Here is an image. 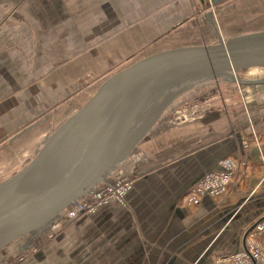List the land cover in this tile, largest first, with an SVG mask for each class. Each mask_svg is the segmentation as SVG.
I'll use <instances>...</instances> for the list:
<instances>
[{
	"label": "crops",
	"instance_id": "crops-1",
	"mask_svg": "<svg viewBox=\"0 0 264 264\" xmlns=\"http://www.w3.org/2000/svg\"><path fill=\"white\" fill-rule=\"evenodd\" d=\"M92 1L99 2L0 0V122L19 121L12 130L3 132L2 140L10 137L16 139L23 134L21 130L26 126L20 120L31 124L30 131L40 127V135L43 137L37 147L32 149L33 156L50 133L61 125L47 127L50 123L48 119L64 116L61 121L63 123L76 111L77 100L80 101L82 95L90 89L93 81L90 79L82 82L81 79V60L86 62V58L90 57L89 64L95 62V55L88 54L89 50H95V45H98L97 50L103 51L100 45L107 50L110 43L104 35H109L118 26L117 21L114 20L113 25L108 21L109 16L114 19L119 16L115 11L110 14L103 9L94 19ZM222 2L218 0L217 4ZM127 9H133V6ZM150 12L148 7L143 14ZM79 36L82 38L79 39ZM94 36H100L101 40L90 45ZM84 52L87 53L80 56ZM102 56L98 54L99 59ZM110 60L108 67L113 65ZM119 63L116 62V65ZM262 72L254 74L253 79L264 78ZM93 73L96 75L95 70ZM223 85V81H211L185 91L193 97L199 88L204 87L205 91L207 87L210 91L234 86ZM244 85L252 86L254 91L264 90V81ZM242 89L256 97L245 87ZM168 107L164 112L166 118L158 115L155 121L152 120L147 127L133 134L127 143L125 156L110 171V180L117 179L118 172L123 171L122 166L135 157L133 152L137 145L159 132V128L170 124L166 123L172 120L169 116L172 109ZM0 126L3 129V124ZM236 144L241 154L247 156L251 163L242 181L231 183L226 192L221 193L225 195H203L191 204L184 201L187 189L211 174L216 167L213 156L208 157L211 151L207 148L201 151L206 154L204 159H194V162L184 163L181 167L172 166L171 171L170 168L165 170L167 173L159 171L155 176H152L153 173L145 175L156 167L142 171L139 176H145L135 184L123 208L110 206L108 210L98 212L99 215L92 220L79 219L74 229L67 231L70 243L68 249H74L69 252V256L67 254L68 264H218L213 262L216 254L222 256L238 253L252 243L264 249V229L259 233L254 232V236L245 241L243 234L245 228L258 220H262L259 223L264 227V174L259 160L255 159V150H252L254 154L248 151L243 153L238 134ZM32 155L22 165L26 166ZM124 173L128 174V169ZM182 176L183 182L180 183ZM150 191L156 196L153 199L148 196ZM112 210L120 212L118 223L112 221L115 216ZM64 236L58 238V242L63 241ZM82 239L87 242L86 245L82 244ZM13 248L19 250L17 246ZM52 249L56 258L65 257L58 246L53 245ZM50 251L46 250L44 254L39 251L40 263L52 257Z\"/></svg>",
	"mask_w": 264,
	"mask_h": 264
},
{
	"label": "rangeland",
	"instance_id": "rangeland-1",
	"mask_svg": "<svg viewBox=\"0 0 264 264\" xmlns=\"http://www.w3.org/2000/svg\"><path fill=\"white\" fill-rule=\"evenodd\" d=\"M98 1L91 2L92 17L95 19L103 9H106L110 14L115 11L119 16L115 19L109 16L108 21H110V25H113L115 20L118 26L109 35H104L105 39L108 37L110 49L104 50L103 46L100 45L99 48L103 51L97 50L98 45H95V50H89L88 52V54L93 53L95 55V62L91 61L89 64L90 57L86 58V62L81 60L82 82L90 79L93 82L90 83V89L82 95L80 101L77 100L76 111L90 98L105 78L129 65L135 59L151 52L167 48H178L179 46H209L236 37L239 34H253L254 32L264 31V0H223L220 4H213L212 0ZM131 5L133 9H127ZM148 7L151 12L143 14V11ZM77 14H79L78 10ZM76 22L78 23L79 19ZM99 37L94 36L90 45L101 40ZM80 38L82 36H79ZM86 53H80V56ZM98 54H100V57L103 55L102 59H99ZM109 58L111 59L110 64H113L111 67H108ZM116 62L121 63L116 65ZM91 64L93 66H90ZM94 70L96 75L93 73ZM259 70L261 69L240 72L239 76L249 75L252 78L251 80H254V74H263V70ZM105 72L106 74L102 75ZM224 84L234 86L221 87V89L217 88L210 91L207 87L205 91L204 88H199L195 91L194 96L187 98V100L181 98L182 95L186 94L184 88H181L177 93L173 91L171 95L175 97L172 99L176 100L170 106L172 111L169 116L172 120L166 121L167 124H170L159 128V132L151 137L148 136L146 141L137 145L133 152L135 157H132L127 163L125 162L126 164L121 168L123 173L120 171L117 174L119 175L117 178L125 180V183L129 186V189L125 190L122 199L118 201L108 197L105 202L108 204L96 206L97 209L94 212L82 214L75 219L68 220L66 218L68 221L59 223L58 229H56V225H53L52 229L49 227V231L47 230L42 238L25 248L20 254L17 253L19 250L13 248L14 245L7 247L0 256V264H68L67 254L69 256V252H73L74 249H68L70 243L66 233L74 229L75 222L81 218L92 220L99 215L98 212L108 210L110 206H122L123 208V203H126L129 193L135 188V184L142 176L152 173V176H155L159 171L167 173V169L170 168L171 171L172 166L181 167L184 163L194 162V159H204L206 154L201 151L206 148L211 151L208 157L212 155L216 163V167L211 174L217 176L223 174L228 177L227 183L216 180L219 181L216 186L220 184L222 190L213 194L217 196L226 192V188L231 183L236 184L235 182L242 181L246 175L245 171L249 170V163H251L247 156L242 155L241 150H238L236 144L237 134L241 138L243 153L248 151L252 154V150H255V159L256 161L259 160L260 168L264 174V90L254 91L251 88L252 86H239L226 82ZM195 87L197 86H193V89ZM243 87L256 94V97L254 98L249 93L241 91ZM181 100L183 101L180 102ZM164 112L166 111L164 110L160 115H164ZM48 117L50 118L51 115ZM162 118L164 119L166 116L164 115ZM63 120L64 116H61V118L51 117L48 119L50 123L47 127L62 124L61 121ZM20 121L26 126L21 130L23 134L16 139L10 137L5 140H2L3 132L12 130V127H15L19 121L1 120L0 122V125L3 124V129L0 126V185L24 166L22 164L30 158L33 152L32 149L37 147L36 145L40 143L43 137L40 135V127L32 128L30 131L31 124L28 121ZM183 148L188 150H182ZM181 150L182 152H179ZM154 167L156 168L151 173L148 172L139 176L142 171ZM127 169L128 174L124 173ZM183 178L182 176L179 180L180 183L183 182ZM107 180L112 181L109 177ZM206 195L211 196V194ZM148 196H150V199L156 197L154 192L152 194L151 191ZM193 196L198 199L203 195L200 191L195 193L189 187L184 194V201L187 204L193 203H188L189 198ZM111 212L115 213L112 221L118 223L117 217H120V212L113 210ZM66 215L64 214L63 217ZM250 233L255 234L253 230ZM62 236L65 237L64 240L58 242L57 239ZM86 243L82 239V244L86 245ZM53 245L58 246L59 250L65 255L64 258L54 256ZM46 250H51L52 257L47 256L48 259L45 263H40L39 251L44 254ZM217 255L220 256V254L215 255L214 263L218 261L219 256Z\"/></svg>",
	"mask_w": 264,
	"mask_h": 264
},
{
	"label": "water",
	"instance_id": "water-1",
	"mask_svg": "<svg viewBox=\"0 0 264 264\" xmlns=\"http://www.w3.org/2000/svg\"><path fill=\"white\" fill-rule=\"evenodd\" d=\"M254 69L264 70V31L151 52L105 78L26 166L0 185V256L11 245L19 253L31 246L70 205L107 182L133 134L175 102L173 91L211 81L263 83L239 76ZM186 93L182 99L191 96ZM261 221L244 231V241Z\"/></svg>",
	"mask_w": 264,
	"mask_h": 264
},
{
	"label": "built area",
	"instance_id": "built-area-1",
	"mask_svg": "<svg viewBox=\"0 0 264 264\" xmlns=\"http://www.w3.org/2000/svg\"><path fill=\"white\" fill-rule=\"evenodd\" d=\"M220 177V178H219ZM219 178V179H218ZM219 180L221 183H227L228 177L219 174V176L215 174H209L205 178L198 181L197 184L192 185V190H194L195 193H199V191L202 193V195L211 194L213 196L215 192L221 191L220 184L219 186H216V183H219ZM216 181V182H215ZM120 182V183H119ZM125 180H120L119 178L114 179L109 182H100L95 187H93L92 190L87 192L85 196L78 199V201L74 202L72 205H70L67 210L59 216V219L52 223L49 227H52L53 225H56V229L59 227V223H64L68 221L69 219H75L78 218L82 214H86L88 212H94L95 209H97L96 206H100L101 204H108L105 203L109 196L115 197L118 192H121L123 190H128L129 186L125 183ZM98 193V196H95L94 194ZM114 200H119L115 197ZM197 197H191L189 198L188 202H196ZM70 215V216H64L63 215ZM62 216V217H61ZM66 218L68 220H66ZM49 229V228H48ZM47 229V230H48ZM264 227L259 224L257 227L253 230L255 233H259L260 231H263ZM46 230V231H47ZM45 231V232H46ZM254 236V234L250 233L248 237ZM247 237V238H248ZM244 250L238 253H232L229 255H222L218 257V264H264V249L258 246L256 243H252L249 247L243 248Z\"/></svg>",
	"mask_w": 264,
	"mask_h": 264
},
{
	"label": "bare ground",
	"instance_id": "bare-ground-1",
	"mask_svg": "<svg viewBox=\"0 0 264 264\" xmlns=\"http://www.w3.org/2000/svg\"><path fill=\"white\" fill-rule=\"evenodd\" d=\"M253 71V70H252ZM264 71V70H263ZM120 183V182H119ZM124 193H125V190H123V191H121V192H118L117 194H116V198L118 199L119 198V200H121L122 199V197H123V195H124ZM95 196H98V193H95L94 194ZM111 199H115V197H113V196H109ZM106 199H108V198H106ZM53 227V226H52ZM52 227H50V229H52ZM48 231H49V229H48Z\"/></svg>",
	"mask_w": 264,
	"mask_h": 264
},
{
	"label": "flooded vegetation",
	"instance_id": "flooded-vegetation-1",
	"mask_svg": "<svg viewBox=\"0 0 264 264\" xmlns=\"http://www.w3.org/2000/svg\"><path fill=\"white\" fill-rule=\"evenodd\" d=\"M258 71V70H257ZM259 71H262V70H259ZM259 77H261V76H259Z\"/></svg>",
	"mask_w": 264,
	"mask_h": 264
},
{
	"label": "trees",
	"instance_id": "trees-1",
	"mask_svg": "<svg viewBox=\"0 0 264 264\" xmlns=\"http://www.w3.org/2000/svg\"><path fill=\"white\" fill-rule=\"evenodd\" d=\"M252 71V70H251ZM190 87H193V86H190Z\"/></svg>",
	"mask_w": 264,
	"mask_h": 264
}]
</instances>
